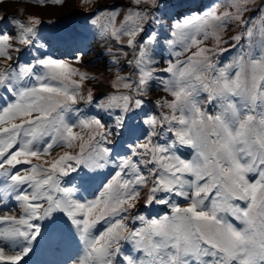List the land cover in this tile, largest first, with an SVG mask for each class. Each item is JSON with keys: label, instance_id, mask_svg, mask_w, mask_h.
I'll list each match as a JSON object with an SVG mask.
<instances>
[{"label": "snow or ice", "instance_id": "6c2138e0", "mask_svg": "<svg viewBox=\"0 0 264 264\" xmlns=\"http://www.w3.org/2000/svg\"><path fill=\"white\" fill-rule=\"evenodd\" d=\"M193 2L95 11L100 37L125 58L131 49L130 74L96 100L83 94L95 77L74 66L83 51H45L74 36L0 15V211L19 210L0 216V264L70 242L77 252L62 264H264V0H225L223 12ZM233 23L230 43L221 33ZM153 82L165 93L158 111L145 99Z\"/></svg>", "mask_w": 264, "mask_h": 264}, {"label": "rangeland", "instance_id": "374dc122", "mask_svg": "<svg viewBox=\"0 0 264 264\" xmlns=\"http://www.w3.org/2000/svg\"><path fill=\"white\" fill-rule=\"evenodd\" d=\"M22 1L24 3H26L28 5V7L24 3H22V5H20L17 8H14L13 10L5 9L3 6H0V8L2 9V10L0 9V15H3V13H7V14H21L22 12L25 11L24 14H26V18H28L31 15L34 16L36 14L38 17L41 15L43 18H46V20H48V18H52V21L53 20H61V19H65L66 20V19H68L66 24H64V25L60 24L59 26H61L66 31L70 32L71 36H74V37H75V34H73L72 30L73 31L74 30L77 31L76 39H70L69 42H74V43L80 44V43L84 42V37H86V41H92L91 43L94 46V50H93L92 54L90 55L92 57L91 60L88 62V57H87V55L84 54L83 57H82L81 66L79 67L80 69H82V68L84 69V67L87 66V68L89 69V73L90 74H105V75H108V76H109V74H112L111 72H116L118 68L122 69L121 71L124 72V75L129 74V72H128L129 70L131 72V69L126 66L127 59L131 58V53L127 49H125V51H127L129 53V56L127 58H125L120 52L116 51V49L118 47H120V46L116 45L115 42H108L105 39H102L101 37L97 38L95 35H94L95 37L93 35L89 36L85 32L86 30H89V29H95L91 25L90 21L92 19V16L94 15L95 11L99 7L96 8L94 11H92L93 14L91 16H89V14H84V15L78 14L77 15V13L79 11L78 8L80 10L87 11L94 5V4H92V5H84V4L81 3V0H64L63 3H60L61 6H56L55 5L56 3L44 4V5H42V7H43L42 10H40L41 5L38 4V3L34 4L33 2H31V0H22ZM100 1H106V0H95V2H94V3H96L95 5L102 4V3H98ZM109 1L111 2L110 5H101L100 7H103V6H109V7L115 6V7H117V6H119L120 3H122L121 0H109ZM204 1L205 0H194V2L192 4V7L195 8L196 5H197V2H199V5L206 6ZM217 1H220V0H217ZM222 1L225 2V0H222ZM208 2H210V0H208L207 3ZM258 3H259V0H258ZM212 4H215V3H212ZM211 5H209V6H211ZM61 8L69 10L70 13L63 14L62 13L63 10ZM26 10H28V11H26ZM224 10H221V12H223ZM253 15H254V13H253ZM80 18H83L84 20H81ZM122 19H123V15L118 16L117 17V24H119V21L122 20ZM61 22H64V21H61ZM51 29L52 28L49 27L44 32V34H48L51 31ZM239 31H240V29L237 28L235 26V24L233 23V24H230L224 30V32L221 33V36H222V38L224 40H229L230 43H231L232 41L230 40V37L238 34ZM205 45L208 46V47H214L215 46V42L213 40L209 39V40L205 41ZM55 46H56V48H58V50H60V52H62V54H61L62 56L72 57L73 55L75 56V54H76L75 52L76 51H79L78 49L73 50L70 47H69L68 50L61 49L60 47L64 46V43H56V44L52 45V47H55ZM222 46L223 47H228V45H222ZM109 47H112V49H113V52H112L111 55L108 54V48ZM101 54H103V57L101 56ZM164 54H165L166 59H167L168 58V53L166 51H164ZM188 54H190V53H187L186 55H188ZM228 55H229L228 53L224 54L222 59L224 61H227L230 58V55L229 56ZM113 56H116V57L120 58V65H114V64L111 63V61L113 59ZM162 57H163L162 53L157 55V59H159V67H161V68L166 66L164 62H163V65L160 63V61L162 60ZM180 58L184 59L185 57L182 56ZM22 59H25L24 55H22ZM95 60H99V61L96 64H94V65L91 64V63L95 62ZM75 65H78V64H75ZM111 68H113V69H111ZM109 69H111V70H109ZM157 70H158V68H157ZM117 74L118 73L116 72L113 75V77L110 79V81L108 82L110 93L115 91L111 87V83L113 81V78H115ZM99 89H101V90L105 89L106 90V88L104 86H102V83H97L94 86V90H97L96 91L97 95L95 93H93L94 100H96L99 97H101V96H98V95H102V94H99V92H98ZM88 90L89 89L86 87V85L83 84V94L85 96L87 95ZM150 94H153L155 99H151L150 95L148 97H146V98L147 99H151L152 102H155L160 97L165 95V93L160 91L159 87L157 85H155V82H153V88H152ZM156 94L159 95V96L156 97ZM168 99H171V97H168ZM77 107H79L87 115H93L97 111L95 109L94 105H87L84 101H81L77 105ZM101 116L103 117L104 122L111 123V120L109 119V117L107 115L101 113ZM60 151H61L60 149H57L53 153V156H55L56 153H58ZM80 195L83 196V193H80ZM90 195H92V193ZM89 198H91V197H89ZM140 205L143 206V201H141ZM158 207L159 206H154V208L151 209V210H157Z\"/></svg>", "mask_w": 264, "mask_h": 264}, {"label": "bare ground", "instance_id": "6f19581e", "mask_svg": "<svg viewBox=\"0 0 264 264\" xmlns=\"http://www.w3.org/2000/svg\"><path fill=\"white\" fill-rule=\"evenodd\" d=\"M20 5H22V3L9 1L8 3H6L5 8L13 9V8L19 7ZM62 10H63L62 11L63 14L64 13H69V10H67V9H62ZM83 49L88 50L87 46H84ZM5 214H7V215H19V210L17 209L15 212L9 211L7 213H5L4 211H0V216L5 215ZM39 251L41 253V254H39V257H41V255L43 257H42V259L40 258L41 260H39L38 264H45V263L46 264H52L54 262L53 259H52V256L49 253V251H47L44 248L43 244H41ZM56 254L60 257V260L62 262L66 260V259H64L65 254H63V252L62 253H56Z\"/></svg>", "mask_w": 264, "mask_h": 264}]
</instances>
